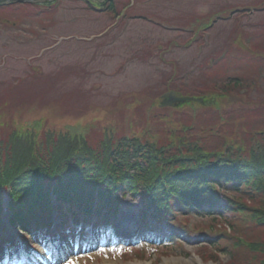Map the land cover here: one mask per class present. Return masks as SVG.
<instances>
[{"label":"rangeland","instance_id":"obj_1","mask_svg":"<svg viewBox=\"0 0 264 264\" xmlns=\"http://www.w3.org/2000/svg\"><path fill=\"white\" fill-rule=\"evenodd\" d=\"M126 1H115L109 10L92 9L86 0L0 7V134L11 124L27 128L39 122L41 131L81 128L92 142L107 130L147 137L156 132L160 145L167 129L185 136L182 121L190 117L202 127L198 141L205 147L260 143L264 0H129L132 6L123 7ZM170 90L213 101L160 107L161 95ZM134 206L123 196L122 210L132 213ZM176 219L180 226L187 218ZM209 221L186 223L180 246L128 249L103 240L101 248L85 250L83 243L74 264H166L191 257L223 264L229 255L212 254L214 247L197 230Z\"/></svg>","mask_w":264,"mask_h":264},{"label":"trees","instance_id":"obj_2","mask_svg":"<svg viewBox=\"0 0 264 264\" xmlns=\"http://www.w3.org/2000/svg\"><path fill=\"white\" fill-rule=\"evenodd\" d=\"M86 1L94 9L105 5ZM182 122L188 133L181 136L167 129L169 137L160 145L156 132L147 137L146 132L128 136L107 130L102 136L95 131L92 142L81 128L41 131L39 122L27 128L8 125L0 134V195L8 185L15 215L23 197L45 198L54 185L57 201L89 208L97 198L96 212L109 215L119 192L138 191L148 204L162 206L170 199L178 205L200 192L212 197L221 183H243L246 195L257 204L233 201L231 210L237 215L230 222L232 232L217 228L214 240L208 241L237 264H264V135L260 143L249 146L205 147L198 141L202 127H195L190 117Z\"/></svg>","mask_w":264,"mask_h":264},{"label":"water","instance_id":"obj_3","mask_svg":"<svg viewBox=\"0 0 264 264\" xmlns=\"http://www.w3.org/2000/svg\"><path fill=\"white\" fill-rule=\"evenodd\" d=\"M3 1H5V0H0V2H3ZM16 1H25V0H16ZM163 97H164V99L161 102L162 105H172L178 101H187L190 99L188 97H178L174 93L165 94Z\"/></svg>","mask_w":264,"mask_h":264},{"label":"bare ground","instance_id":"obj_4","mask_svg":"<svg viewBox=\"0 0 264 264\" xmlns=\"http://www.w3.org/2000/svg\"><path fill=\"white\" fill-rule=\"evenodd\" d=\"M167 261L166 264H200L199 260L197 261L195 257H191L189 258V260L176 259L175 262H167Z\"/></svg>","mask_w":264,"mask_h":264}]
</instances>
